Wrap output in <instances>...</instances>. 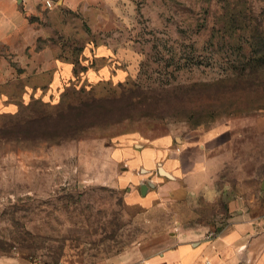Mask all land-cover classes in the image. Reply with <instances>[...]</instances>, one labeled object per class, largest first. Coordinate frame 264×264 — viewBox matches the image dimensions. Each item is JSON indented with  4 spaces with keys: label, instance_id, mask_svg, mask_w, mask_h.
I'll return each instance as SVG.
<instances>
[{
    "label": "rangeland",
    "instance_id": "1",
    "mask_svg": "<svg viewBox=\"0 0 264 264\" xmlns=\"http://www.w3.org/2000/svg\"><path fill=\"white\" fill-rule=\"evenodd\" d=\"M110 1L119 22L105 31L93 14L46 12L59 89H5L0 256L94 264L162 229L219 231L264 209V64H249L264 0ZM180 163L203 189L166 190Z\"/></svg>",
    "mask_w": 264,
    "mask_h": 264
},
{
    "label": "crops",
    "instance_id": "2",
    "mask_svg": "<svg viewBox=\"0 0 264 264\" xmlns=\"http://www.w3.org/2000/svg\"><path fill=\"white\" fill-rule=\"evenodd\" d=\"M47 1L54 5L47 6ZM110 3V0H0V106L6 102L5 89L13 82L24 83L28 90L41 89L42 79L47 88L57 90L62 86L61 61L52 31L45 21L48 10L58 8L96 15L97 20L92 21L95 31H105L119 22L110 19L107 12L111 10ZM187 149L184 160L191 159L188 156L192 147ZM180 164L179 168L185 169L186 166ZM195 164L185 169L183 180H176L178 187L172 182L165 186L166 190L182 188L186 192L189 188L194 193L203 189V184L186 171L193 170ZM168 172L172 177H165L176 179ZM150 182L153 185L148 190L157 185ZM205 188L207 194L216 196L214 185ZM262 216L264 209L254 215L246 212L238 219H231L230 224L219 231L210 230L204 224L186 226L181 223L175 229L156 231L114 258L94 264H264ZM0 264H29V260L0 256Z\"/></svg>",
    "mask_w": 264,
    "mask_h": 264
},
{
    "label": "trees",
    "instance_id": "3",
    "mask_svg": "<svg viewBox=\"0 0 264 264\" xmlns=\"http://www.w3.org/2000/svg\"><path fill=\"white\" fill-rule=\"evenodd\" d=\"M239 17H241V14H239ZM242 18V17H241ZM244 20H245V16H243ZM251 48H252V55L257 54L260 57H258V59H255L256 57H254L251 61H250V65H252V63H263L264 64V37L261 36V34L256 31V33H253V35L251 36ZM47 262V261H46ZM49 264V262H47Z\"/></svg>",
    "mask_w": 264,
    "mask_h": 264
},
{
    "label": "water",
    "instance_id": "4",
    "mask_svg": "<svg viewBox=\"0 0 264 264\" xmlns=\"http://www.w3.org/2000/svg\"><path fill=\"white\" fill-rule=\"evenodd\" d=\"M159 171L163 175H166L168 177H172V175L168 171H166L163 167H160L159 168ZM151 185H153L152 182H149V183L142 182V184H141V191H142V193L145 194L147 192V190L151 187ZM262 188L264 189V182L262 184Z\"/></svg>",
    "mask_w": 264,
    "mask_h": 264
},
{
    "label": "built area",
    "instance_id": "5",
    "mask_svg": "<svg viewBox=\"0 0 264 264\" xmlns=\"http://www.w3.org/2000/svg\"><path fill=\"white\" fill-rule=\"evenodd\" d=\"M46 4L47 6L53 5L51 1H47ZM28 260H29V264H48L46 260H44L40 256H33V257L31 256Z\"/></svg>",
    "mask_w": 264,
    "mask_h": 264
}]
</instances>
